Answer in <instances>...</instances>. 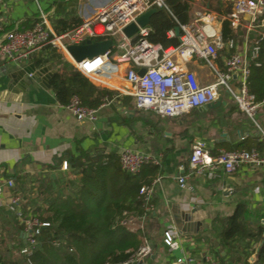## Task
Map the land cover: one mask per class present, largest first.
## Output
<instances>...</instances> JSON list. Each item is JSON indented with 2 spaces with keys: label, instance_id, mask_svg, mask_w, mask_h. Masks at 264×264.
Returning <instances> with one entry per match:
<instances>
[{
  "label": "crops",
  "instance_id": "obj_1",
  "mask_svg": "<svg viewBox=\"0 0 264 264\" xmlns=\"http://www.w3.org/2000/svg\"><path fill=\"white\" fill-rule=\"evenodd\" d=\"M60 1L69 0L50 2L46 10L39 0L38 3L48 12L52 8L55 11L56 3ZM88 1L89 4L78 0V16L81 8L90 12L113 0ZM25 5L28 6L25 0H5L1 10L5 30L26 27L37 18L38 4L34 13ZM227 6L232 12L233 0H194L190 10V22L203 14H210L215 20L219 34L215 40L218 45L216 65L221 71L225 70L226 60L235 52L228 49L226 43H221L222 23L230 14L226 16L218 11H225ZM250 23V18L245 16L242 25L234 28L239 36L235 41L238 52L251 53L254 39L264 35L258 30L264 27V17L261 24L256 21L250 27ZM49 51L47 48L23 63L9 64L6 71L0 73V181L12 180L14 191L20 193L23 203L31 201L33 204L37 201L40 178H59L73 172L68 164L67 170L62 168L67 162V158L60 160L63 156L77 157L82 151L93 158L103 157V164L109 166L112 175L114 160L120 158L124 149L149 153L157 157L160 164L155 165L156 171L144 167L139 177L142 182L151 183L156 178L161 179L152 199L154 209L147 215L124 211L128 219L123 225L128 232L140 230L144 234L141 246L148 244L152 252L144 258L133 255L129 264H177L184 259H191L192 264L206 259L217 264L254 263L261 244L251 238L245 239L241 245L246 254L239 248L233 251L229 246H222L219 237L222 228L218 220L231 217L238 205L244 204L242 223L245 228L254 232L264 226V166H241L232 174L219 170L214 179L206 175L196 176L188 181L187 188L181 187L177 178L189 171L188 162L195 140L207 143L211 153L216 155L222 151L239 150L235 149L238 144L256 138L259 146L252 149L264 155V104L256 115L258 126L238 109L234 98L225 91H221L220 98L211 107L196 109L177 118L163 117L137 109L132 96L134 88L125 78L126 66L111 65L102 74L89 79L113 95L105 98V105L103 102L98 107L96 122H79L59 104L50 81L47 89L40 78L32 79L24 73L31 63L35 65V58L44 55L46 58ZM63 56L74 65L68 53ZM47 66L55 72L59 67L56 60L35 67L39 70ZM185 69L194 72L202 85L215 81L214 72L205 60L193 59L185 64ZM233 83L236 85V78ZM5 191L11 193V189ZM27 209L34 212V206L29 205ZM2 210L7 211V208ZM194 210L202 218L201 226L184 234L176 219L182 215L190 216ZM166 232L173 236L171 245L165 242Z\"/></svg>",
  "mask_w": 264,
  "mask_h": 264
},
{
  "label": "built area",
  "instance_id": "obj_2",
  "mask_svg": "<svg viewBox=\"0 0 264 264\" xmlns=\"http://www.w3.org/2000/svg\"><path fill=\"white\" fill-rule=\"evenodd\" d=\"M34 1L39 8L35 24L22 30H5L2 22L5 19L1 12L5 0H0V73L5 72L9 64L23 63L47 48L67 53L69 46L80 45L86 40H112L114 46L105 53L81 62L73 60V64L87 78L102 74L108 66L125 65V78L134 88L132 96L137 109L151 111L163 117L177 118L215 103L220 98L221 91H225L234 98L238 109L258 126L256 115L264 100L258 102L249 92L247 79L251 63L259 58V46H254L251 53L238 52L235 41L228 40L225 46L235 52L226 60L225 70L221 71L216 65L218 45L215 40L219 34L215 20L210 14H203L196 20L179 25V44L164 47L148 40L150 26L139 27L132 37H127L124 29L149 10L169 11L165 0H113L90 12L81 8L79 17L83 20L82 24L62 34L56 33L50 26L54 8L47 12L40 7L38 0ZM245 16L250 18L252 27L264 16V0H233V10L228 17L232 26H241ZM167 35L170 38L175 37L173 30ZM193 59L207 62L214 72L213 83L202 85L194 72L185 69V64ZM143 69L145 73L140 75ZM234 78L236 85L233 83ZM105 104L104 102L103 105ZM65 107L79 122L94 123L98 119L99 108L83 105L76 95L71 97ZM262 138L264 140V133ZM148 164L159 165L160 160L149 153L130 148L124 149L120 154L122 170L131 175L139 174ZM188 164L189 171L177 178L184 188H187L188 181L196 176L206 175L209 179H214L219 170L232 174L241 166L262 167L264 155L256 149L246 148L213 155L207 143L195 140ZM62 168L67 170V162L63 163ZM160 180L156 178L140 190L145 215L154 209L152 199ZM13 188L12 180L0 181V208L5 207L13 212L22 224L24 246L21 254L29 256L37 249L43 228L49 227L50 224L33 212L24 213L22 197L5 191ZM172 241V234L166 232L165 242L171 245ZM151 252V247L144 244L135 255L144 258ZM131 259L122 264H129ZM192 262L191 259H184L179 260L177 264ZM198 264L217 262L206 259Z\"/></svg>",
  "mask_w": 264,
  "mask_h": 264
},
{
  "label": "trees",
  "instance_id": "obj_3",
  "mask_svg": "<svg viewBox=\"0 0 264 264\" xmlns=\"http://www.w3.org/2000/svg\"><path fill=\"white\" fill-rule=\"evenodd\" d=\"M165 2L169 11L160 9L152 16L148 40L153 44L169 47L178 45L179 38L168 37V32L174 31L176 26L190 22V10L194 0ZM212 7L211 5V9ZM218 13L227 16L231 14V7L227 6L225 11L219 10ZM53 16L52 26L58 34L75 29L83 22L78 16V0L57 2ZM263 17L258 19L260 24ZM36 21L29 22L26 27L22 26L19 29L30 28ZM238 38V31L234 29L231 21L224 20L222 42L236 41ZM254 46H259V58L251 63L247 88L260 102L264 100V35L254 39ZM44 57L35 58V66H44L52 60H56L59 66L50 79L51 90L59 104L66 106L71 97L76 95L83 105L98 108L105 98L113 95L112 92L94 85L89 78L64 59L62 52L50 49L47 57ZM258 146L256 138H248L235 149H252ZM63 158H67V164L73 172L70 171L59 178L51 176L40 178L36 189L37 201L32 202L33 204L31 201L23 203L22 206L24 213L28 212L29 205L34 206L33 213L50 224L49 227L43 228L38 238L37 249L29 256L21 254L24 246L23 226L17 216L7 209V214L13 218L15 229L13 227V234L6 244L8 246H5L9 255H2L3 241L0 239V264H122L131 259L143 244L144 234L140 230L126 231L123 221H126L128 216L123 212L135 211L139 215L145 214L140 190L151 181L142 182L140 173L131 175L123 171L120 158L114 160L115 172L112 175L109 174V166L103 164V157L93 158L80 151L77 157L66 155L60 160ZM146 166H149V171H156L155 165ZM10 192L20 195L14 188ZM244 214L245 205L239 204L231 217L218 220L222 228L219 234L221 245L229 246L233 251L239 248L241 253L246 254L241 245L242 241L247 238L254 239L261 245L256 253L257 259L252 264H264V226L249 232L242 223ZM237 241L240 243L236 244ZM248 256L246 255V258Z\"/></svg>",
  "mask_w": 264,
  "mask_h": 264
},
{
  "label": "water",
  "instance_id": "obj_4",
  "mask_svg": "<svg viewBox=\"0 0 264 264\" xmlns=\"http://www.w3.org/2000/svg\"><path fill=\"white\" fill-rule=\"evenodd\" d=\"M157 9H152L146 12L145 14L141 15L137 18L136 22L130 24L124 29V33L127 37H132L135 35L139 27H147L150 26V21L152 16L157 13ZM175 37L179 38L181 35L179 26H176L174 29ZM114 46V42L112 40H105V41H93V40H86L80 45H72L67 48V53L75 62H81L84 59H92L97 57L107 50L111 49ZM25 74L29 75L32 79L40 78L43 82V85L48 89L49 88V81L51 77L55 74V71L52 70L51 66H47L45 68L36 70L34 64L31 63L30 67L26 68L24 71ZM145 70L140 71V75H143ZM16 81H13L15 83ZM12 85V84H11ZM11 85L8 88H11ZM212 105V104H210ZM208 105V107H211ZM201 216L197 215L195 210L191 213L190 216L182 215L180 219H176V223L181 226L182 232L185 234L191 233L187 232L193 227H200L201 226Z\"/></svg>",
  "mask_w": 264,
  "mask_h": 264
},
{
  "label": "rangeland",
  "instance_id": "obj_5",
  "mask_svg": "<svg viewBox=\"0 0 264 264\" xmlns=\"http://www.w3.org/2000/svg\"><path fill=\"white\" fill-rule=\"evenodd\" d=\"M25 1L28 3V6L25 5L26 8L29 7L30 11L33 12V13L37 12V5H36V3L33 0H25ZM39 1H40L41 6L43 7V9L46 10L47 9V5L50 2H53L55 0H39ZM206 1L207 0H205V2ZM83 3L89 4V1L88 0H83ZM258 30H260L261 32H264V27H261ZM12 219L13 218L11 217V215L9 216L5 210H2V208H0V239H1V241H3L2 242V246L3 247L1 248L3 256H4V254L9 255V252L6 253L7 249H6L5 246H8V245H6L7 242H8V239L11 238L10 236L13 234L12 233V229H13V226L15 225V223H14V221Z\"/></svg>",
  "mask_w": 264,
  "mask_h": 264
}]
</instances>
